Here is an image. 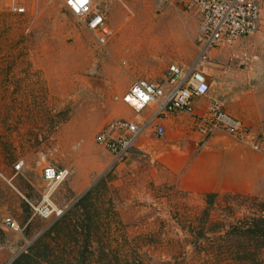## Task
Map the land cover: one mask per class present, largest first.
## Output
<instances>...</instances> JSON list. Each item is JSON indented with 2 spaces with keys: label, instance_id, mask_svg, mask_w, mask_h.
Returning <instances> with one entry per match:
<instances>
[{
  "label": "rangeland",
  "instance_id": "1",
  "mask_svg": "<svg viewBox=\"0 0 264 264\" xmlns=\"http://www.w3.org/2000/svg\"><path fill=\"white\" fill-rule=\"evenodd\" d=\"M258 2L257 37L229 59L264 73ZM91 3L113 33L106 45L62 0H0V264L32 254L40 237L37 264H264V197H196L181 188L154 155L156 121L166 114L120 159L97 141L110 122L152 116L133 111L123 95L135 81L163 84L170 66L190 67L197 16L179 0ZM192 107L169 114L193 117ZM206 116H194L204 137L216 133L199 132ZM243 128L236 139L248 133ZM48 166L71 172L52 196L63 210L57 219L34 213ZM6 218L18 229H8Z\"/></svg>",
  "mask_w": 264,
  "mask_h": 264
},
{
  "label": "built area",
  "instance_id": "2",
  "mask_svg": "<svg viewBox=\"0 0 264 264\" xmlns=\"http://www.w3.org/2000/svg\"><path fill=\"white\" fill-rule=\"evenodd\" d=\"M64 7L77 18L86 29L96 36L100 45H106L113 35L106 25L102 10L90 0H62ZM184 10L192 12L199 19L197 37V56L187 70L170 66L163 84L146 80L135 81L123 96L122 102L141 114L154 105L152 116L144 123L136 124L114 121L106 125L98 135V143L105 146L109 153L120 159L127 155L138 139L164 114L191 112L192 100L208 95L210 91L207 76L203 71L210 63L213 50L232 47L245 38H253L261 27V6L258 0H179ZM13 11L22 14L25 9L13 6ZM218 102H214L209 113L199 126V132L208 135L224 132L238 138L244 133L243 125L221 111ZM157 136L164 134V129L157 126ZM21 165L16 166L20 170ZM67 169L48 166L43 170L42 178L46 187L42 200L34 207L35 216L42 219H57L63 210L52 202L56 190L70 177ZM3 224L10 230H17V223L6 218Z\"/></svg>",
  "mask_w": 264,
  "mask_h": 264
},
{
  "label": "crops",
  "instance_id": "3",
  "mask_svg": "<svg viewBox=\"0 0 264 264\" xmlns=\"http://www.w3.org/2000/svg\"><path fill=\"white\" fill-rule=\"evenodd\" d=\"M256 37L211 52L210 65L203 70L210 91L207 96L192 100L193 117L185 113L166 114L156 121L164 134L156 139L154 155L159 156L156 157L181 188L193 196L264 197V73L257 71L256 63L245 71L229 59L234 52H240L235 47ZM212 102L220 103L226 114L247 129L242 140L221 132L208 137L197 132L194 116H206ZM154 110L152 105L147 111ZM143 145L144 142L138 147ZM253 145H258L259 150L252 149Z\"/></svg>",
  "mask_w": 264,
  "mask_h": 264
},
{
  "label": "trees",
  "instance_id": "4",
  "mask_svg": "<svg viewBox=\"0 0 264 264\" xmlns=\"http://www.w3.org/2000/svg\"><path fill=\"white\" fill-rule=\"evenodd\" d=\"M264 224V219L261 221ZM43 237H40L31 248L32 254H26L20 256L17 260H15L12 264H37V260L40 259L43 255L42 253H39V250L41 248L40 244L42 242ZM34 255V257H33Z\"/></svg>",
  "mask_w": 264,
  "mask_h": 264
}]
</instances>
